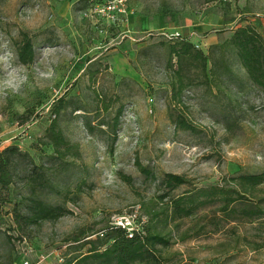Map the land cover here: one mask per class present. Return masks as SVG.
Masks as SVG:
<instances>
[{"label": "rangeland", "instance_id": "1", "mask_svg": "<svg viewBox=\"0 0 264 264\" xmlns=\"http://www.w3.org/2000/svg\"><path fill=\"white\" fill-rule=\"evenodd\" d=\"M108 1L114 0H0V55L12 54L8 63L0 64L6 70L0 74L8 75L0 91V151L18 145L37 165L50 167L54 177L58 171L55 179L63 186L74 188L80 175L87 177L83 190L65 202L63 195L41 192L71 213L29 227L33 243L16 240L13 247L3 232L9 222L2 220L0 264L7 263L13 249L31 263H63L64 255L89 247L73 245L68 237L82 229L105 228L112 215L138 209L147 220V207H170L174 197L192 188L229 185L234 175L264 171V100L258 91L244 81L237 92L226 76L220 88L196 82L184 93L186 105L173 108L169 57L161 44L169 41L167 33L180 32L195 37L207 53L212 38L223 42L239 26L252 24L264 35V0H122L117 7L122 5L125 12L116 13L115 21L113 13L91 12L94 4ZM143 18L157 27L141 26ZM20 31L34 40L36 58L30 65L19 64L11 51V38ZM95 55L100 56L91 62ZM118 60H125L129 71ZM232 72L244 76L237 66ZM228 108L232 132L222 116ZM173 109L175 119L182 116L194 128L177 127L169 116ZM55 118L81 152L76 161L67 157L70 170L63 173L61 161L50 162L53 150L46 138ZM167 173L190 182L160 199L165 189L158 185ZM249 197L236 204V216L221 212L223 201L217 198L199 206L194 216L160 224L175 237L163 251L166 264H264V216L240 212L247 205L264 209V185ZM1 207L5 214L13 205ZM177 223L180 233L190 231L185 241L178 239Z\"/></svg>", "mask_w": 264, "mask_h": 264}, {"label": "trees", "instance_id": "2", "mask_svg": "<svg viewBox=\"0 0 264 264\" xmlns=\"http://www.w3.org/2000/svg\"><path fill=\"white\" fill-rule=\"evenodd\" d=\"M161 44L166 47L169 57L167 69L171 72L170 101L173 108L182 109V106L186 105L184 93L186 90H191L196 82L204 83L208 87L215 84L220 88L226 76L233 82L237 92L243 90V82L246 81L251 86V90L258 91L264 100V35L254 25L239 26L225 41L211 44L207 53L199 43L182 35L170 38L169 41ZM11 51L19 64L33 63L36 58V47L30 33L20 31L19 37H12ZM234 65L243 72L244 76L238 77L233 74ZM98 72V69L94 72L93 79ZM103 101L105 102V99ZM61 103L62 100L55 106L56 113L60 112ZM82 108L80 107L79 110ZM172 111L174 109L170 111L169 116L170 119L175 120L177 127L185 131L194 128L182 116L175 119ZM222 116L226 130L232 132L231 109L223 111ZM24 120L22 119L23 122ZM87 126L93 131L91 123L87 122ZM46 138L49 140L47 144L53 150L50 162L58 159L61 161L59 171L61 173L69 171L70 162L67 157L72 158L73 161L80 158L79 144L65 135L56 118L49 125ZM140 168L142 172H149L145 167ZM57 173L54 177L50 167L37 165L31 154L23 151L16 144L5 146L0 151V222H3L2 220L9 222L3 232L12 245L16 240L27 244L33 243L36 238L33 239L31 232L26 231L29 227L38 226L42 221L54 222L71 213L64 203H52L40 194L46 191L47 194L63 195L65 202L70 194L74 196L83 190L87 177L85 174L80 175L75 187L72 188L69 183L63 186L58 182L55 179ZM162 180L158 186L163 187L165 192L159 195L160 199L166 198L174 189L190 182L185 176L176 173H167ZM229 182V185L192 188L174 197L170 207H161L158 210L147 207L145 213L149 219L143 220L140 214L141 230H135L132 237L129 236L126 228L112 227L110 220L105 228L96 232L82 229L66 240H70L73 245L80 243V247L88 245V249L71 256L64 255L63 263L56 264H166L168 259L165 258L163 251L174 243V231H165L160 228V224L165 223L167 226L171 221L194 216L199 206L212 203L218 200L217 198L223 201L219 209L221 212L226 213L227 216H236L238 212L236 204L249 199L259 186L264 185V171L240 173L232 176ZM19 184L28 190V195L22 191ZM3 204H12V210L2 214ZM240 212L250 217L264 216V209L260 205H247L242 207ZM179 225L180 223H177L174 230L179 232L178 239L182 242L189 238L190 231L180 233ZM204 228L206 229V225L201 230ZM101 231L103 236L99 234ZM13 250L6 264H19L20 257L16 253L17 250L14 252Z\"/></svg>", "mask_w": 264, "mask_h": 264}, {"label": "built area", "instance_id": "3", "mask_svg": "<svg viewBox=\"0 0 264 264\" xmlns=\"http://www.w3.org/2000/svg\"><path fill=\"white\" fill-rule=\"evenodd\" d=\"M118 3H122V0H114V1H108L106 3H96L94 4L90 10L92 13L96 14H102V13H113L112 19L115 21L118 19L119 16H116L119 12H125V10L121 7H117ZM117 13V14H116ZM180 32L177 33H167L166 36L169 38H174L176 36H180ZM140 210H132L130 212H121L117 213L116 215H112L110 217V224L112 227H123L126 228L129 232V236L132 237L135 230L140 231L141 230V220H140ZM101 236H103L102 231L99 232ZM95 236V235H94ZM21 243V242H19ZM26 243V242H22ZM27 244V243H26ZM20 257L19 264H39V261L37 262H30L27 256H25V253H19Z\"/></svg>", "mask_w": 264, "mask_h": 264}, {"label": "crops", "instance_id": "4", "mask_svg": "<svg viewBox=\"0 0 264 264\" xmlns=\"http://www.w3.org/2000/svg\"><path fill=\"white\" fill-rule=\"evenodd\" d=\"M150 20H151V19H149V18H143V19H141V20H140L141 26H143V27H148V28H149V27H157V24H155L154 22L151 23ZM135 22L138 23L139 21H135ZM162 23H163V22H162L161 20H159V24L162 25ZM141 26H140V27H141ZM184 36L187 37V36H190V35L188 34V35H184ZM190 39H191V41H193V42H195V43L197 42V41L195 40V37H190ZM216 41H217L216 38H212V39H211V43H209V44L207 43V44L210 45V44H212V43H215ZM208 42H209V41H208ZM99 56H100V55H97V56L95 55L94 60L91 59V62H94V61L98 60L97 58H99ZM125 60H126V59H125ZM125 60H124V61H122V60H121V61L118 60V61L121 62V68L124 67V69H125L126 72H127V71H129L128 68H130V67L127 66V65L124 63Z\"/></svg>", "mask_w": 264, "mask_h": 264}, {"label": "clouds", "instance_id": "5", "mask_svg": "<svg viewBox=\"0 0 264 264\" xmlns=\"http://www.w3.org/2000/svg\"><path fill=\"white\" fill-rule=\"evenodd\" d=\"M11 53L5 51L3 53V55H0V64H5L8 63L10 58H11ZM6 70L4 68H0V73H5ZM8 82V75L6 74H0V91L3 90L4 86L7 84ZM23 81L20 82V84L22 85ZM13 91H16V88L12 89Z\"/></svg>", "mask_w": 264, "mask_h": 264}]
</instances>
